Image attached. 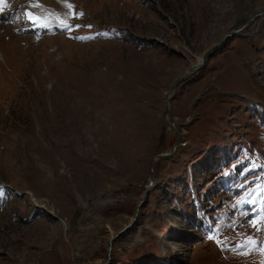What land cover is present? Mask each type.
<instances>
[{"label": "rangeland", "instance_id": "374dc122", "mask_svg": "<svg viewBox=\"0 0 264 264\" xmlns=\"http://www.w3.org/2000/svg\"><path fill=\"white\" fill-rule=\"evenodd\" d=\"M27 1L0 24V264H264V0Z\"/></svg>", "mask_w": 264, "mask_h": 264}, {"label": "water", "instance_id": "95a60500", "mask_svg": "<svg viewBox=\"0 0 264 264\" xmlns=\"http://www.w3.org/2000/svg\"><path fill=\"white\" fill-rule=\"evenodd\" d=\"M235 32H237V29H233L232 31L227 32L223 36V38L218 42V44L220 42H222L227 35H231V34H233ZM213 47L214 46H212L209 49L205 50L202 53L200 60H198L197 62L193 63L178 78H176L173 81L172 85L170 86L169 92L166 94L165 105H164V108H163V115H164V118L167 120V124H168L169 128H172L174 130V132H175V140H174L172 146L170 147V149L168 151L159 152V153L155 154L152 157V159L150 160V162H149V168H148V182H147V184L145 186L144 195L154 185V182H155V177L152 174V162H153V158H160L162 156H165V155L170 154L176 148V146L180 143V131L176 128V122H175L174 118L171 116L170 111H169V106H168V102H169L170 98L175 93L176 84L179 82V80L182 77L186 76L187 74H189L190 72H192L193 70H195L203 62V60L205 59L206 55L208 54V52L211 49H213ZM136 215H137V212H135V214L132 216V218L127 223H125L120 229H118L117 231L113 232L110 235V237L108 239V241H109V248L112 245L113 238L116 237V236H118L122 231H124L127 227H129L133 223V221L135 220Z\"/></svg>", "mask_w": 264, "mask_h": 264}, {"label": "bare ground", "instance_id": "6f19581e", "mask_svg": "<svg viewBox=\"0 0 264 264\" xmlns=\"http://www.w3.org/2000/svg\"><path fill=\"white\" fill-rule=\"evenodd\" d=\"M43 0H39V1H35V0H32V2L34 3V4H36L37 2H42ZM2 2V0H0V3ZM27 3V2H26ZM8 4L10 5V6H13L10 10H14L15 9V5L12 3V1H9L8 2ZM41 4V3H40ZM42 6V5H41ZM42 7H45V4H44V6H42ZM11 12V11H10ZM52 16V15H51ZM43 17H45L44 19H43V22H44V24H48V23H50V22H52L53 20L50 18V17H48V16H46V15H43ZM59 21V20H58ZM1 23H6L5 24V26H3L2 27V31H5V28H9V26L8 25H10L11 26V24H13V22L11 21V17L9 18V20H2V21H0V24ZM13 27H15V25L13 26ZM1 34V33H0ZM2 35V34H1ZM1 39V38H0ZM1 48V47H0ZM169 121V120H168Z\"/></svg>", "mask_w": 264, "mask_h": 264}, {"label": "trees", "instance_id": "16d2710c", "mask_svg": "<svg viewBox=\"0 0 264 264\" xmlns=\"http://www.w3.org/2000/svg\"><path fill=\"white\" fill-rule=\"evenodd\" d=\"M225 40H226V38H225ZM2 187H4L3 188V193L2 194H0L2 197H4V194H6V192L4 191V189H6L7 187H5V186H2ZM1 188V187H0Z\"/></svg>", "mask_w": 264, "mask_h": 264}]
</instances>
